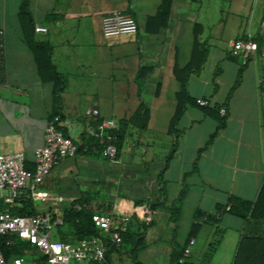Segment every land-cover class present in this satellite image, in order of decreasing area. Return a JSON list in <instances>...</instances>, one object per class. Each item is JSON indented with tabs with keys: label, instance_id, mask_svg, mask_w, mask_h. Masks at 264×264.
<instances>
[{
	"label": "crops",
	"instance_id": "crops-1",
	"mask_svg": "<svg viewBox=\"0 0 264 264\" xmlns=\"http://www.w3.org/2000/svg\"><path fill=\"white\" fill-rule=\"evenodd\" d=\"M223 1L172 0L167 24L161 27L162 21L148 24L161 0H27L29 19L20 13L22 0H0V155L22 152L33 162L54 108L74 142L82 134L88 108L97 109L104 119L127 120L116 160H107L101 153L76 154L51 170L42 189L72 201L85 192L93 196V210L101 201H109L131 217L143 221L148 217L153 225L145 233L140 254L162 252L169 262L174 248L182 250L193 239L189 264H232L243 221L221 214L219 243L209 253L210 243L217 238L214 226L205 218L195 221L194 216L214 213L231 196L254 201L264 180L260 82L264 61L258 55L243 65L230 52V44L242 38L259 37L263 44L264 11H259L262 0H241L235 13L241 20L229 35ZM113 11L131 15L137 33L104 38L101 19ZM37 27L46 32H35ZM196 30L199 43L207 49L206 60L198 72L185 75L182 70L191 60ZM27 33L47 52L65 82L57 107L53 83L40 80L25 41ZM238 75L239 83L228 98ZM184 77L186 98L208 99L211 105L206 108L226 109V116L218 113L225 118L224 128L218 130V122L201 107L185 103L178 136L170 134ZM141 105L147 110L144 128L140 127L144 118L136 115ZM174 143L175 152L166 164ZM182 192L176 224L165 210L148 211L149 202L161 200L169 207ZM35 206L37 211L43 209ZM66 207L67 203L51 205L58 212ZM192 224L199 229L189 237ZM161 238L165 245L155 246Z\"/></svg>",
	"mask_w": 264,
	"mask_h": 264
},
{
	"label": "built area",
	"instance_id": "built-area-1",
	"mask_svg": "<svg viewBox=\"0 0 264 264\" xmlns=\"http://www.w3.org/2000/svg\"><path fill=\"white\" fill-rule=\"evenodd\" d=\"M35 32H46L43 27H37ZM136 20L129 14L113 11L101 19V33L106 39L133 36L137 33ZM263 45L259 49L256 42L251 40H237L230 44L232 56L241 60L245 65L250 58L260 55L264 61V32ZM0 52L2 54V36L0 33ZM3 58V56H2ZM264 65V64H263ZM2 59H0V68ZM264 90V71L261 79ZM198 107L206 108L211 105L210 100L198 98ZM221 116H226L224 107L219 109ZM61 128L66 125L59 117L48 120L43 135V145L34 152L33 170L25 167V155L16 152L0 155V191H5L0 200L3 206L12 205L20 192L26 191L34 204L43 207L35 215L16 216L6 209H0V235L13 240H21L31 244L37 257L43 259L44 264H109L106 259L108 245L118 248L122 243V234L127 231L131 215L122 211L114 204L105 213H94L91 222L97 231L96 236L85 237L74 243L53 239L52 231L63 225L62 211H54L52 204L73 201L62 196H52L42 189V184L51 170L62 160L73 158L77 146L74 140L64 136ZM119 125L115 120L101 118L97 109L88 108L84 112V127L82 133L88 137H97L101 147V154L107 160H114L116 155V133ZM94 152L98 150L93 149ZM80 209V206H77ZM229 207L226 208L228 210ZM149 221V218H143ZM193 239H189L183 249L179 263H184L190 256ZM0 264H25L20 259L6 261L0 251ZM27 264H40L30 261Z\"/></svg>",
	"mask_w": 264,
	"mask_h": 264
},
{
	"label": "trees",
	"instance_id": "trees-1",
	"mask_svg": "<svg viewBox=\"0 0 264 264\" xmlns=\"http://www.w3.org/2000/svg\"><path fill=\"white\" fill-rule=\"evenodd\" d=\"M171 3L172 0H161V5L157 11V14L148 20V24L155 21H162L163 23L161 24V27L166 26L171 9ZM27 6V0H22L20 13L21 15L29 19ZM31 29L33 28L31 27ZM198 37L199 33H197L196 30L194 34L191 60L189 64L182 70L185 75H187L191 71L198 72V70L202 67L206 60L207 49L199 43ZM242 40H251L256 42L259 49L263 45L259 40V37L242 38ZM25 41L28 48L33 53L40 80L43 83H53V98L54 103L57 107L58 103L61 101V94L63 92L65 82L56 72L47 52H43L39 49L38 46H36V44H34L29 33L25 35ZM0 59H2L1 52ZM239 78L240 75H238L236 83L230 90L228 98L231 96L233 90L237 87ZM186 83V77L180 79V91L178 94L179 103L174 116L170 121L169 132L175 137L178 136L177 125L184 111L183 105L185 103L195 104L194 100L186 98ZM141 106L142 107L140 108V110H138V113H136V115L144 118V123L142 124V126H140L141 128H144L147 119V110L143 105ZM220 108L221 106H214L213 108H202V111L206 115L214 118L218 122V130L224 128L225 126V118H221L218 114ZM59 115L60 114L57 108H54L49 120L54 117L60 118ZM125 122H118L119 129L116 133H114L116 135V155L114 160L118 158L121 151ZM61 130L64 136L69 137L68 132L65 128H61ZM212 138L213 136L211 137V139ZM211 139L209 140L208 144L210 143ZM75 144L77 146L76 154L89 156L100 155L101 147L99 145L97 137H88L84 133H82ZM94 148H96L98 151L94 152ZM175 149L176 143L173 144L168 156L166 157V164L173 156ZM25 167L26 169L32 171L34 167L33 162H31L30 160H26ZM158 180L160 183L162 182V174L158 176ZM160 194L163 195V188H160ZM183 196L184 193H180L176 200L169 207H165L164 203L161 200L149 202L148 211L150 213H153L158 210H165L169 214L170 221L173 224H176L180 215V206ZM92 198L93 196L83 192L79 199L73 201L68 207L62 210L63 225L58 226L54 229V240L74 243L75 241L82 238L97 235V231L94 228L93 223L91 222V216L94 213H105L111 208V204L109 201H101L97 210H93L91 208ZM136 205H140V203H136ZM77 206H80V209H77ZM227 207H229L228 210H226ZM3 208L12 215L16 216H30L38 213L34 202L29 199L26 191L20 192L15 198L12 205H7L4 207L3 201L0 200V209ZM224 213L238 218L244 223L232 264H264V180L260 187L258 196L254 201L242 200L240 198L231 196L225 204L217 205L215 207L214 213L212 214L203 215L200 212H196L194 216L195 221H200L202 220V218H205L204 222L214 226V235L217 238L210 243L209 253H212L219 243L218 236L220 235V229L218 228V219L220 218L219 216ZM152 225L153 222L151 220L149 222H146L143 220H139L137 217L133 216L128 225L127 231L122 234L121 245L118 248L112 245H108L106 253V259L108 263L114 264L113 256L120 255L122 247L124 245H129L130 248L126 252V255L129 257L131 264H142L138 259L139 254L145 248V233L150 227H152ZM198 229L199 226L197 224H192L189 237L194 236L197 233ZM10 240V237L0 235V251L6 261H9L11 259H20L23 261L25 259L26 261H36L40 264H44L43 259L40 257L36 256V258L32 259L35 253L34 248L31 244L17 239L13 240L12 243H9ZM183 249L180 250L179 247L174 248L170 255L168 264H189L187 260L184 263H179V259L182 256Z\"/></svg>",
	"mask_w": 264,
	"mask_h": 264
},
{
	"label": "rangeland",
	"instance_id": "rangeland-1",
	"mask_svg": "<svg viewBox=\"0 0 264 264\" xmlns=\"http://www.w3.org/2000/svg\"><path fill=\"white\" fill-rule=\"evenodd\" d=\"M240 3H241V0H226V1H223V3H222L223 9L228 11L226 33L229 35L233 31L236 22L237 21L239 22V20H241V18L235 16V13H237V11H239L241 8ZM263 8H264V0H262L261 8H259V11H261V13L264 11ZM43 184H44V182H43ZM4 194H5V191H0L1 196H3ZM53 233H54V231H52V234ZM163 238H161L159 241H157L155 243V246L163 247L166 243ZM129 248H130L129 245H124L121 249V252H120L121 254L113 256L114 264H131L129 257L126 255V252L129 250ZM34 258H36V254H34V256L32 257V259H34ZM138 259L142 264H167V262H168L167 258L163 255V253L158 252V251L141 253V254H139ZM23 261L25 264L30 262V261H26L25 259Z\"/></svg>",
	"mask_w": 264,
	"mask_h": 264
}]
</instances>
